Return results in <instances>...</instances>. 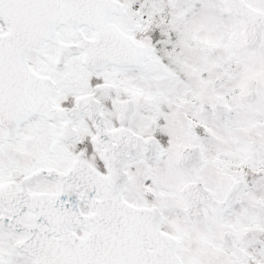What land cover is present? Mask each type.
<instances>
[{
  "label": "snow or ice",
  "instance_id": "6c2138e0",
  "mask_svg": "<svg viewBox=\"0 0 264 264\" xmlns=\"http://www.w3.org/2000/svg\"><path fill=\"white\" fill-rule=\"evenodd\" d=\"M0 264H264V0H0Z\"/></svg>",
  "mask_w": 264,
  "mask_h": 264
}]
</instances>
